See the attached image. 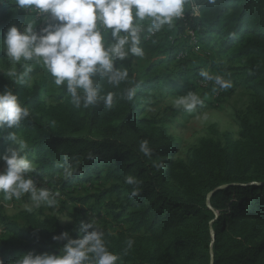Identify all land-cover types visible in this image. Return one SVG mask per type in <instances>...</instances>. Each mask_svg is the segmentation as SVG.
<instances>
[{"label":"trees","instance_id":"obj_1","mask_svg":"<svg viewBox=\"0 0 264 264\" xmlns=\"http://www.w3.org/2000/svg\"><path fill=\"white\" fill-rule=\"evenodd\" d=\"M191 2L194 11L177 22V35L187 47L172 45L165 61L152 62L141 72L135 69L137 56L117 61L115 66L128 72L118 87L97 77L100 94H114L110 109L102 100L77 108L64 85L57 86L58 94L47 104L42 86L30 88L25 78L0 74V91L11 90L29 110L18 125L0 128V155L14 146L8 139L14 134L26 144L22 155L34 166L33 177L49 179L55 192L70 196L75 204L93 201L89 208L99 216L105 210L112 220H123L126 227L116 233L106 219L97 229L104 233L109 252L119 257L117 264H264V0ZM11 26L3 25L0 36ZM187 31L195 33L201 51L243 63L228 76L250 93L252 116L237 119V139L229 133L223 142L203 139L185 160H178L170 121L144 115V109L164 81L172 89L180 88V81L199 88L201 77L186 64L169 71L165 80L155 73L161 63L187 59L177 60L180 52H191ZM47 77L54 84L48 72ZM129 88L136 89L132 100L126 99ZM205 90L212 95L211 88ZM143 141L151 156L140 151ZM127 176L137 183H125ZM93 182L109 185L93 195H69L72 188ZM133 189L138 190L135 197ZM0 223L13 236L0 239L4 264L29 251L59 254L62 244L53 236L63 232L73 239L83 235L82 222L62 225L57 216L41 211L24 212L18 219L0 213Z\"/></svg>","mask_w":264,"mask_h":264},{"label":"clouds","instance_id":"obj_2","mask_svg":"<svg viewBox=\"0 0 264 264\" xmlns=\"http://www.w3.org/2000/svg\"><path fill=\"white\" fill-rule=\"evenodd\" d=\"M15 9L35 12L43 17L46 26L36 29L32 22L8 28L0 39V46L6 57L16 63L35 61L41 63L53 77L56 86L64 85L71 103L77 108H88L98 101H103L106 108L113 106L114 94H100L97 77L108 85L118 87L128 78L127 70L117 68L116 62L128 56L144 57V50L139 46L145 31L140 22L151 20L149 33L159 32L165 25L172 26L174 18L184 14L186 0H13ZM214 4L215 0H208ZM103 32L110 30V42ZM25 73L32 67L24 63ZM205 80L214 81L221 90L232 87L230 80L222 76L210 75L201 71ZM10 75L23 78V73L12 72ZM215 90V89H214ZM135 88L126 89V99L132 100ZM202 104L193 92L178 96L175 107L192 111ZM29 116V110L22 107L18 97L7 88L0 91V128H13ZM8 139L16 147L9 146L0 162V192L6 200L20 199L30 193L31 200L39 207L41 203L53 205L54 196L46 188H37L28 177L32 165L22 155L26 144L17 140L14 134ZM140 151L151 156L147 141L140 144ZM158 168L163 164L156 165ZM71 173H69L70 175ZM125 183L136 184L132 176L125 178ZM133 197L138 190L133 189ZM89 229H92L89 231ZM83 233L73 239L68 232L53 236V240L62 244L59 254L44 252L37 254L29 251L19 255L9 264H117L119 257L109 252L104 242V233L92 224H82ZM133 241H127L131 248ZM0 264H4L0 260Z\"/></svg>","mask_w":264,"mask_h":264},{"label":"rangeland","instance_id":"obj_3","mask_svg":"<svg viewBox=\"0 0 264 264\" xmlns=\"http://www.w3.org/2000/svg\"><path fill=\"white\" fill-rule=\"evenodd\" d=\"M10 5L12 8H6ZM193 8L194 6L191 0H186L182 17L186 13L194 11ZM178 20L179 18H174L171 27L165 25L150 40L142 38L140 47L144 50L145 55L142 58L139 57L135 63L137 72H141L152 62L165 61L169 55L168 50L172 45L175 48L187 47V41L177 35ZM28 22H32L37 30L46 26L43 17L36 15L35 12L15 9L13 0H0V29L3 25L16 24H18L17 27L19 28L21 25H26ZM140 26L145 29L142 35L147 33L148 29L151 27V20L146 18L144 21L140 22ZM102 34L105 35L106 41L110 42V30L106 33L102 30ZM3 36L4 34L0 36V39H3ZM0 51L3 52L2 46H0ZM24 63L32 67L31 72L25 73V69L22 67ZM180 63L186 64L191 71H194L199 76L201 71H206L213 76L224 75L226 80H229L228 74H231V70L234 67L243 64L241 61H230L228 58L221 59L217 56L215 51L206 49L199 53L190 52L187 59L181 62L175 60L169 65L167 63H161L155 69V73L160 74L162 79L165 80V75H167L169 71H174ZM12 72L18 74L23 73V78L26 79L30 88L42 86L43 97L46 103L52 104L54 96L58 94L57 86L52 84L48 79L47 70L42 62H24L22 60L14 65L4 53V56L0 57V74L18 80L17 77L10 75ZM189 92L195 93L201 99L202 104L197 105L192 111L175 107L176 98L186 95ZM250 105V93L236 83H232V87L228 89L221 100L218 103H214L212 95L210 96L208 90L197 88L192 84V81L186 83L180 81V88L178 89H172V86L164 81L162 88L152 92L151 99L148 104L145 105L144 115L168 119L170 121L168 130L179 144V151L175 159L185 160L188 151L198 146L199 142L203 139L212 138L223 142L224 136L228 133L234 139H237L239 132L237 119L245 116H252V113L249 111L251 108ZM16 146L17 145H14L13 147ZM3 167V163L0 162V170H2ZM33 168L34 166H32V169ZM28 177L34 181L37 188L48 189L54 196L55 203L53 205L41 203L40 206L37 207L35 202L31 200L30 193L24 194L20 199L13 198L11 200H6L3 193L0 192V213L18 219L24 212L39 213L41 211L45 214L57 216L62 225H76L80 221L82 224H92L95 229H99L103 224V219H106L112 233H116L120 229L126 227L123 220L115 221L112 220L111 217L106 216L105 210L101 211L100 216L96 211L90 210L89 207L93 201L85 205L75 204L69 200L70 196L55 192L53 184L49 179H45V181L38 180L31 175V172L28 174ZM108 185L109 184L106 182H102V184L93 182L92 186L72 188L69 190V195L74 197L93 195L101 192L104 188L108 187ZM79 209H84L85 213L80 214ZM10 237L13 236L4 233L0 223V239ZM61 248L62 247H60V249Z\"/></svg>","mask_w":264,"mask_h":264},{"label":"built area","instance_id":"obj_4","mask_svg":"<svg viewBox=\"0 0 264 264\" xmlns=\"http://www.w3.org/2000/svg\"><path fill=\"white\" fill-rule=\"evenodd\" d=\"M155 34L156 33H149L147 36V40L151 39ZM186 38L189 39V45L191 47V52H195V53L201 52V48L197 43L196 36L193 31H187ZM188 55L189 53L187 51H182L177 55V60L185 59L188 57ZM196 84L201 89H209V88L212 89V99L214 103L215 102L217 103V101L220 100L223 94L228 90V89L221 90L219 86L215 85L214 81L205 80L204 77H201L200 79H198L196 81Z\"/></svg>","mask_w":264,"mask_h":264},{"label":"water","instance_id":"obj_5","mask_svg":"<svg viewBox=\"0 0 264 264\" xmlns=\"http://www.w3.org/2000/svg\"><path fill=\"white\" fill-rule=\"evenodd\" d=\"M213 236H214V234H213Z\"/></svg>","mask_w":264,"mask_h":264}]
</instances>
